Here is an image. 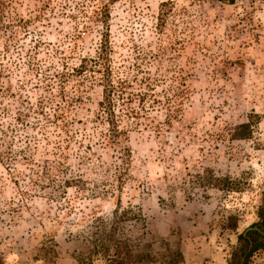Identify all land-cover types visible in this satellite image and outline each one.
I'll return each instance as SVG.
<instances>
[{"label":"rangeland","instance_id":"rangeland-1","mask_svg":"<svg viewBox=\"0 0 264 264\" xmlns=\"http://www.w3.org/2000/svg\"><path fill=\"white\" fill-rule=\"evenodd\" d=\"M109 3L0 0V136L17 160L0 161V264H230L239 235L264 231V0ZM106 9L109 61L141 96L120 181L104 176L112 151L94 144L101 88L82 94L69 122L36 113L40 70L95 58ZM245 124L251 136L233 137ZM47 162L83 179L41 188L30 176ZM249 264H264V248Z\"/></svg>","mask_w":264,"mask_h":264},{"label":"trees","instance_id":"trees-1","mask_svg":"<svg viewBox=\"0 0 264 264\" xmlns=\"http://www.w3.org/2000/svg\"><path fill=\"white\" fill-rule=\"evenodd\" d=\"M117 0H110V3H114ZM109 3V4H110ZM109 11L105 10L102 12L101 16L97 19L99 24L102 26V44L95 58L83 57L81 59L80 65L76 67L63 66L61 71H56L51 68H46L45 71H41L38 74V79L35 84V89L38 92L42 91L39 98V103L37 105V114L46 115V107L54 111L55 118H63L68 120L73 115L76 114L79 104L83 102L84 97L82 94L85 92L93 91L96 88H101L102 98L98 103L100 111L102 114L98 115L96 122L101 125L102 130L97 140L94 143L95 146L100 150H110L112 151L111 157L113 159L112 163L105 165L104 176L114 178V180H124L123 176H129L127 174L130 170L126 168L130 164L129 160L131 152L127 146L123 145L124 140L129 137V131L131 129H137L139 127V111L133 107L135 99L139 94H135L130 90L129 84L126 80H121L119 72H116L115 68L112 66L108 58V50L110 49L109 44V30H108V20ZM106 29V30H105ZM35 56L29 55L28 69L32 72L35 70ZM28 112L24 113L21 108L16 112V121L20 122L24 118L29 116V113L33 111V107L27 104L26 106ZM5 111V110H4ZM100 120H99V119ZM74 120V119H72ZM102 120V121H101ZM233 137L236 139H247L251 136V126L249 124L238 126L233 130ZM0 135H7L6 132L1 131ZM85 137H90L85 135ZM87 139V138H86ZM92 141L91 138H88ZM91 147L93 146L90 145ZM22 165H31L33 160L27 157H21ZM120 159V163L117 164V160ZM89 156L82 158V163L86 164L90 161ZM0 161L7 163L8 161L16 162L17 160L13 158L11 152L7 149L5 141H3L2 136H0ZM6 164H4L5 166ZM62 165V164H61ZM65 165V164H63ZM38 167V166H37ZM128 167V166H127ZM41 172L32 170L30 180H37L35 183L41 188H45L38 183L41 180H65L63 186L71 187L75 180H82L83 178H77L71 174L69 176L68 171L69 166H62L61 173L53 175V168L57 166H52L47 162V166L43 165ZM115 169V171L113 170ZM113 171V172H112ZM12 177L15 180L16 174L11 172ZM39 180V181H38ZM211 180H216L222 189L231 191L233 189L232 183L228 180L230 179H220L212 178ZM50 186L51 184L48 183ZM55 185V183L53 184ZM103 230V229H100ZM98 234V233H96ZM264 235L258 231H248L246 234L239 235V240L241 241V254L239 257H235L230 264H249L251 257L260 249L264 248V242L262 239ZM101 247H106L105 238L102 237ZM119 246L118 244H114ZM133 247V245H132ZM132 250V249H131ZM131 256L134 257V251H131ZM130 256V257H131ZM178 259H182V254L177 253ZM107 264H123L119 260H110Z\"/></svg>","mask_w":264,"mask_h":264},{"label":"water","instance_id":"water-1","mask_svg":"<svg viewBox=\"0 0 264 264\" xmlns=\"http://www.w3.org/2000/svg\"><path fill=\"white\" fill-rule=\"evenodd\" d=\"M253 230V229H252ZM261 234H264V231L263 232H261V231H259Z\"/></svg>","mask_w":264,"mask_h":264}]
</instances>
